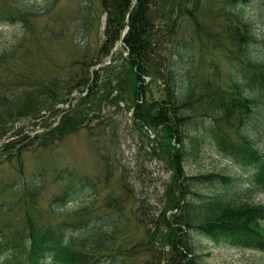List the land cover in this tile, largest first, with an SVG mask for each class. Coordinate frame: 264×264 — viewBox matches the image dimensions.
<instances>
[{"label":"trees","instance_id":"1","mask_svg":"<svg viewBox=\"0 0 264 264\" xmlns=\"http://www.w3.org/2000/svg\"><path fill=\"white\" fill-rule=\"evenodd\" d=\"M249 1L222 0L221 11L226 17L224 34L235 52V56L227 55L225 59L229 87H222L220 70L216 66L194 96L193 89L188 86V77H185L188 87H182L179 74L184 63L191 68V45L182 30L188 22L195 33L199 31L200 0H134L128 30L122 39L121 50L127 55L120 56L126 78L118 77L117 83L121 87L118 92H123V85L130 84L131 120L156 134L154 145L167 153L166 161L171 171L170 183L165 190L166 202L161 211L154 213L155 217L149 223L152 227L139 221L142 239L125 248L118 241L125 224H117L123 210V202L119 203L117 198L106 199L104 207L108 212L100 217L87 216L54 224L36 222L28 211L39 195V188L34 183L36 177H33L30 180L32 188L22 183L7 184L11 191H25L26 205L22 216L0 224V264H123L125 258L131 259L134 251L143 248L151 253L145 264H199L203 255L196 254L187 239L190 234L202 235L216 245L264 252V204L246 199L250 192L247 190L244 194L237 189L230 176L216 172L189 175L183 170L184 163L197 162L203 148L212 146L219 154L233 155L238 164L249 167L252 171L251 192L264 194V154L255 147L251 137L254 121L263 108L258 97L264 101V62L255 56L252 47L256 44L264 47V37L259 38L250 22L236 11ZM51 2L46 12L56 0ZM130 4L131 0H100L106 13L103 40L92 57L83 56L76 61L79 63L76 72H68L64 77L55 74L47 81L26 78L23 80L33 82L34 86L13 85L4 89L0 110L8 109L9 115L0 123V140L21 119L41 121L44 117L41 112L52 111L51 103L58 95L64 94L58 102L67 103L72 93H85V86L88 90L97 88V73H90L88 66L104 62L111 54L125 26ZM175 5L180 7L173 8ZM82 15L85 18L82 31L88 35L90 25L86 19L90 12L82 8ZM37 16L38 13L23 0H0V25H19L22 35H42V30L30 28V21ZM19 43L18 40L11 47L0 50V65L14 57L20 49ZM101 56L103 60L96 62ZM107 67L110 68L106 65L103 69ZM158 75L162 76L161 97L147 102L144 97L146 84H151L152 76ZM146 77L149 78L147 83ZM192 98L199 106L194 115L188 113ZM81 110L76 107L67 111L58 126L42 137H34L36 143L13 140L6 147L15 152L14 145L17 144L20 151L16 157L36 146L45 148L50 140H61L86 125ZM8 157L9 160L12 158ZM55 181L63 182L60 193L49 204L50 212L55 215L62 214V209L74 196L95 185L91 179L74 176L66 169L57 171ZM218 184L223 187L213 191ZM231 190L232 193H228ZM16 210L14 202L1 203L0 218ZM83 210L85 214L89 206ZM113 211L117 212L118 218L112 216ZM158 234L161 237L156 242ZM157 244L160 248L169 247L165 259L157 256L160 249Z\"/></svg>","mask_w":264,"mask_h":264},{"label":"rangeland","instance_id":"2","mask_svg":"<svg viewBox=\"0 0 264 264\" xmlns=\"http://www.w3.org/2000/svg\"><path fill=\"white\" fill-rule=\"evenodd\" d=\"M23 1L32 11L38 13V16L30 21L31 30H42L43 33L41 36L29 33L22 35L23 30L19 25H0V50L20 41V49L14 57L6 59L4 64L0 65V96L5 88L13 85H22L25 88L34 86L33 82L23 80L26 78L47 81L55 74L64 77L68 72H76L79 67L76 61L83 56L92 57L103 40L106 13L100 6V0H56L48 12L45 9L52 3L51 0ZM164 6L166 7V4ZM221 6L222 0H200L197 13L199 31L195 33L188 22L182 30L191 45L192 62L190 69L187 64L182 65L179 80L180 85L185 87V77H188V86L193 89L194 96L198 95L203 80L216 66L220 70L222 87L227 89L230 85L225 59L227 55L235 56V52L224 34L226 17L221 11ZM82 8L90 12V17L86 19L90 25L88 35L82 31V21L85 19L82 18ZM236 11L250 22L259 38L264 37V0H250L246 5H240ZM252 50L255 56L264 62V47L256 44ZM122 55V50L118 49L115 61L106 69L87 63L90 65L88 71L97 73V88L88 90L85 86V94L72 93L68 96L71 99V103L67 104L70 105L69 108L63 106L65 103L58 102L64 94L58 95L51 103L53 110L44 114L41 121L21 119L12 125L11 130L1 140L0 206L1 203L14 202L17 210L1 217L0 224L13 217L22 216L21 212L26 205L25 191H11L7 184L22 183L32 188L30 180L36 177L34 183L39 188V195L35 200L36 204L28 209L36 218V222L54 224L76 221L87 216L100 217L108 212L104 207L106 199L117 198L119 203L123 202L121 220L117 223L125 224V229L118 237L123 248L142 239L140 220H143L142 224H146L148 228L152 227L149 223L155 217L154 213L161 211L166 202L165 190L170 183L171 171L166 161L167 153L159 149L158 145H154L156 134L147 128L142 129L131 120L130 84L123 85V92H118L121 90L117 83L120 81L118 77L126 78V70L120 60ZM102 60L103 56L96 62ZM152 78L153 82L146 84L144 97L147 102L161 97L162 76ZM258 98L263 108L254 121L255 127L251 130V137L255 147L264 154V101L261 97ZM191 101L188 113L194 115L199 106L195 98ZM76 107L82 109L86 126H81L61 140H50L45 148H31L19 157L15 156L20 151L17 144L14 145L15 152L6 147L10 139L23 140L25 144L31 141L36 143L34 137H42L41 135L51 128L58 126L60 118ZM8 115V109L0 110V123L6 121ZM14 135H18V139L10 137ZM8 156L12 158L9 160ZM235 159L233 155L219 154L212 146L204 147L199 160L195 163H184L183 170L189 175L216 172L230 176L235 180L237 189L244 194L247 190L250 192L251 195H246V199L264 204L263 193L251 192V169L238 164ZM63 169H67L72 175L90 178L95 185L92 189L88 188L84 193L74 196L62 209V214L55 215L50 212L49 204L61 191L63 182L55 181V175ZM222 187L218 184L213 191ZM209 191L211 192V189ZM228 193H232V190ZM85 206H89L87 214H83ZM111 214L118 218L116 211ZM162 235H165V232ZM160 237L158 234L156 242ZM187 239L193 244L196 254L203 255L199 264H264V253L217 246L197 234H190ZM156 247L160 248V244ZM150 254L145 248L134 251L131 259L125 258L123 264H145ZM156 254L165 259L169 255V247L160 248Z\"/></svg>","mask_w":264,"mask_h":264},{"label":"water","instance_id":"3","mask_svg":"<svg viewBox=\"0 0 264 264\" xmlns=\"http://www.w3.org/2000/svg\"><path fill=\"white\" fill-rule=\"evenodd\" d=\"M124 31L122 32V35H123Z\"/></svg>","mask_w":264,"mask_h":264}]
</instances>
